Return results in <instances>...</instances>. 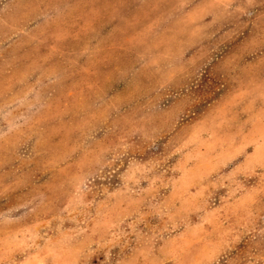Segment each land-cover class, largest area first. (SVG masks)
<instances>
[{
  "label": "rangeland",
  "instance_id": "rangeland-1",
  "mask_svg": "<svg viewBox=\"0 0 264 264\" xmlns=\"http://www.w3.org/2000/svg\"><path fill=\"white\" fill-rule=\"evenodd\" d=\"M0 264H264V0H0Z\"/></svg>",
  "mask_w": 264,
  "mask_h": 264
}]
</instances>
